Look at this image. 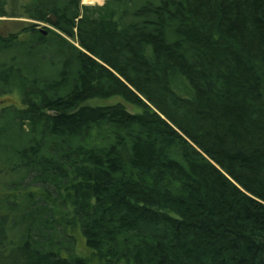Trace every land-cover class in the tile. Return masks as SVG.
I'll use <instances>...</instances> for the list:
<instances>
[{"label":"trees","instance_id":"obj_1","mask_svg":"<svg viewBox=\"0 0 264 264\" xmlns=\"http://www.w3.org/2000/svg\"><path fill=\"white\" fill-rule=\"evenodd\" d=\"M0 95V264H264V0H0Z\"/></svg>","mask_w":264,"mask_h":264},{"label":"rangeland","instance_id":"obj_2","mask_svg":"<svg viewBox=\"0 0 264 264\" xmlns=\"http://www.w3.org/2000/svg\"><path fill=\"white\" fill-rule=\"evenodd\" d=\"M107 0H95V2L93 4H86L84 2V0H82V4L83 5H87V6H95V5H103ZM21 22H28L27 20H13V19H5V23L2 25V31L4 33H10V32H15L18 31L22 25L24 23ZM40 24V28L46 26L48 28H53L52 26L48 25V24ZM123 103L126 105V107L130 110V111H137V109H135L134 106L126 103L121 97L119 96H115L113 98H110L108 100H101V99H96V100H90L87 102L88 105H110V104H114V103ZM19 105L20 104V100L17 96L15 95H6V96H1L0 95V109L6 105ZM77 249L78 252L82 255H88L89 254V250L85 245V241L82 237L79 236L78 238V242H77Z\"/></svg>","mask_w":264,"mask_h":264},{"label":"bare ground","instance_id":"obj_3","mask_svg":"<svg viewBox=\"0 0 264 264\" xmlns=\"http://www.w3.org/2000/svg\"><path fill=\"white\" fill-rule=\"evenodd\" d=\"M84 2L88 5V4H93L95 0H84Z\"/></svg>","mask_w":264,"mask_h":264},{"label":"water","instance_id":"obj_4","mask_svg":"<svg viewBox=\"0 0 264 264\" xmlns=\"http://www.w3.org/2000/svg\"><path fill=\"white\" fill-rule=\"evenodd\" d=\"M51 20H52L53 23L56 22V19H55V17H53V16L51 17ZM42 30H43V29H42Z\"/></svg>","mask_w":264,"mask_h":264}]
</instances>
